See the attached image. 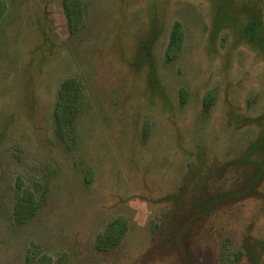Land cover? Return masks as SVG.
Here are the masks:
<instances>
[{
  "label": "rangeland",
  "instance_id": "1",
  "mask_svg": "<svg viewBox=\"0 0 264 264\" xmlns=\"http://www.w3.org/2000/svg\"><path fill=\"white\" fill-rule=\"evenodd\" d=\"M85 1L71 35L62 0H0V264H186L171 242L176 205L162 197L190 179L187 208L202 183L228 188L235 171L224 165L261 134L264 56L237 30L249 15L264 22V0ZM175 21L184 43L167 61ZM69 77L85 82L86 98L62 138L53 110ZM21 193L40 199L24 222L14 212ZM119 216L122 243L98 251L96 236ZM257 241L264 182L201 220L187 252L192 264H252L234 259L246 245L263 253Z\"/></svg>",
  "mask_w": 264,
  "mask_h": 264
},
{
  "label": "trees",
  "instance_id": "2",
  "mask_svg": "<svg viewBox=\"0 0 264 264\" xmlns=\"http://www.w3.org/2000/svg\"><path fill=\"white\" fill-rule=\"evenodd\" d=\"M64 13L67 20L68 29L71 35H75L81 29L86 16L87 4L85 0H62ZM221 8H218L220 12ZM226 17H229L225 13ZM4 16V7L0 6V21ZM237 18L232 23H237ZM237 35L240 42L248 44L255 50L263 52L264 56V22L258 16L249 15L246 22L238 28ZM184 43V27L181 22L175 21L171 27L169 41L165 49L167 61H174L182 50ZM145 45H141L143 48ZM142 63L141 60L138 62ZM149 83L155 92H161L160 81L157 70L151 66L149 70ZM182 101L187 99V89L180 90ZM86 98V84L79 77L66 78L59 87L57 98L53 110L57 134L62 138L72 136L78 120L79 113ZM212 93L205 97V105L210 104ZM256 121L263 124L261 134L255 138L246 148L241 157L234 159L224 165L233 166L235 177L228 188L213 190L208 183H202L201 193L186 207L185 198L187 196L191 180H187L185 185L177 191L166 194L164 200L172 201L175 205L173 213L175 222L172 226V246L179 250L182 259L186 264H192L189 259L188 238L193 233L201 220H205L213 210L222 204L239 201L250 196H255L259 192L261 184L264 182V113L256 117ZM65 138V137H64ZM73 137H71L72 139ZM213 170V165L209 167ZM14 208L15 217L18 221L24 222L31 218L40 207V199L34 200L32 194L21 193ZM128 230V222L122 217H115L108 222L104 231L99 233L94 241L96 249L103 253H108L116 249L123 241ZM263 248L255 252L249 245L245 246V252L238 251L234 261L241 260L245 254L252 264H262V254H264V241H257ZM61 264H64L61 260Z\"/></svg>",
  "mask_w": 264,
  "mask_h": 264
}]
</instances>
